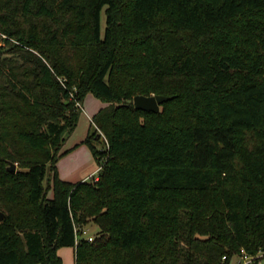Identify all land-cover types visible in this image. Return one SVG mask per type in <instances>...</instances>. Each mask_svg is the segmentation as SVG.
I'll list each match as a JSON object with an SVG mask.
<instances>
[{"label":"trees","instance_id":"obj_1","mask_svg":"<svg viewBox=\"0 0 264 264\" xmlns=\"http://www.w3.org/2000/svg\"><path fill=\"white\" fill-rule=\"evenodd\" d=\"M90 94L98 180L72 183L57 163ZM0 211V264L264 252V0H0Z\"/></svg>","mask_w":264,"mask_h":264},{"label":"rangeland","instance_id":"obj_2","mask_svg":"<svg viewBox=\"0 0 264 264\" xmlns=\"http://www.w3.org/2000/svg\"><path fill=\"white\" fill-rule=\"evenodd\" d=\"M104 25L105 16H103V26ZM81 104L83 106V110L81 111V115L79 118L78 128H76V130L66 139V143L68 141H71L70 145L66 148V150H64L66 154L62 156L57 163L59 171H61L62 173V177H70L72 179L67 181H72L75 183L81 181V179H85V181H91L92 177L98 178L100 167L96 159L94 158L90 148L88 147V145H86V143H84V141L90 132L94 133L95 131V125L92 120L94 114L97 113V111L105 105L103 102H101L91 94L87 95L84 102ZM96 143L99 149L103 146V140L100 143ZM63 148L64 146L62 147V149ZM64 152L62 151V153ZM15 165L17 172L19 170L18 164L15 163ZM89 170H94V173L92 175H89V173L87 172ZM47 174L49 175V172ZM47 183L48 178L45 181V186L47 185ZM49 197H52V192L49 193ZM82 233L83 238H86L87 240H94V238H96L100 234V229L95 223L89 221L88 224L83 226ZM59 253L64 258V264H74L75 260L74 256H72L71 249L61 248L59 250ZM262 264H264V262Z\"/></svg>","mask_w":264,"mask_h":264},{"label":"water","instance_id":"obj_3","mask_svg":"<svg viewBox=\"0 0 264 264\" xmlns=\"http://www.w3.org/2000/svg\"><path fill=\"white\" fill-rule=\"evenodd\" d=\"M171 98L167 96H143L138 95L134 98L135 108L145 112L159 113L161 111V105L168 102ZM7 170L9 172H16V165L13 162H9ZM4 219V214L0 211V222Z\"/></svg>","mask_w":264,"mask_h":264},{"label":"built area","instance_id":"obj_4","mask_svg":"<svg viewBox=\"0 0 264 264\" xmlns=\"http://www.w3.org/2000/svg\"><path fill=\"white\" fill-rule=\"evenodd\" d=\"M78 108L83 110V106L81 103H77ZM103 139L107 142L104 136ZM100 170V168H99ZM93 181H97L98 178L92 177ZM91 241V240H89ZM226 260V257L223 258V261ZM236 264H262L264 262V252H260L257 255H249L245 250H242L241 253L235 258Z\"/></svg>","mask_w":264,"mask_h":264},{"label":"crops","instance_id":"obj_5","mask_svg":"<svg viewBox=\"0 0 264 264\" xmlns=\"http://www.w3.org/2000/svg\"><path fill=\"white\" fill-rule=\"evenodd\" d=\"M103 107H105V105L104 106H102L100 109H102ZM99 109V110H100ZM98 110V111H99ZM97 111V112H98ZM96 114V113H95ZM94 114V115H95ZM79 125V124H78ZM77 128H78V126H77ZM70 142L71 141H68L67 143H65V145H64V148L62 149V151L64 152V150H66V148L70 145ZM57 168H58V171H59V167H58V165H57ZM88 173H89V175H92L93 173H94V170H89V171H87ZM91 172V173H90ZM59 176H60V178L62 177V173H61V171H59ZM92 177V176H91ZM90 177V178H91ZM62 180H65V181H67V180H71L72 178H70V177H68L67 178V176H63L62 178H61ZM82 181H85V179H81V182ZM69 182H72V181H69ZM80 182V181H79ZM72 183H75V182H72ZM65 249H71L72 250V256H74L75 257V249L74 248H71V247H65ZM58 255L62 258V260H63V264H64V258H63V256L59 253V251H58ZM231 264H236V260L234 259L232 262H231Z\"/></svg>","mask_w":264,"mask_h":264}]
</instances>
